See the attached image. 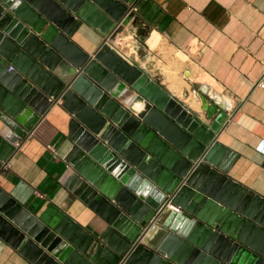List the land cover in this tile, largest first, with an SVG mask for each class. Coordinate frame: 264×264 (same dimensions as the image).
<instances>
[{"label":"water","instance_id":"water-1","mask_svg":"<svg viewBox=\"0 0 264 264\" xmlns=\"http://www.w3.org/2000/svg\"><path fill=\"white\" fill-rule=\"evenodd\" d=\"M134 2L0 0V173L61 102L73 144L64 186L106 223L96 235L0 187V238L32 264H264V197L228 175L226 112L204 104L205 123L111 47ZM82 23L103 37L92 53L71 40Z\"/></svg>","mask_w":264,"mask_h":264},{"label":"crops","instance_id":"crops-1","mask_svg":"<svg viewBox=\"0 0 264 264\" xmlns=\"http://www.w3.org/2000/svg\"><path fill=\"white\" fill-rule=\"evenodd\" d=\"M132 12L111 47L205 123L213 115L205 118L203 113V119L170 91L168 73L176 75L175 84L185 95L190 89L197 92L202 112L204 104L222 107L227 118L217 141L237 153L228 175L264 197V87L258 84L264 82V0H135ZM102 39L85 23L71 36L86 53L96 50ZM170 67L176 68L174 73ZM69 120L61 102L54 104L9 159L0 187L31 212L53 203L97 235L105 221L64 186L72 171L65 160L73 145ZM0 264L32 263L0 238Z\"/></svg>","mask_w":264,"mask_h":264},{"label":"bare ground","instance_id":"bare-ground-1","mask_svg":"<svg viewBox=\"0 0 264 264\" xmlns=\"http://www.w3.org/2000/svg\"><path fill=\"white\" fill-rule=\"evenodd\" d=\"M143 45V44H142ZM29 48L30 49H33L34 48V45H29ZM143 49V48H142ZM144 50V49H143ZM160 50H161V48H160ZM165 51V50H164ZM170 51H172V50H170ZM163 52V51H162ZM166 52H167V50H166ZM169 52V51H168ZM168 52L166 53V54H168ZM170 53V52H169ZM175 52H173V54H174ZM167 56V55H166ZM169 57H170V54H169ZM169 57L167 56V58H168V60H169ZM172 57V56H171ZM137 58V57H136ZM139 58V57H138ZM175 58H177V57H175ZM170 59H173V57L172 58H170ZM179 59V58H178ZM177 60V59H176ZM181 59H179V61H180ZM186 60V59H185ZM167 61V60H166ZM171 61V60H170ZM167 62H169V61H167ZM173 62H175V61H173ZM184 62V61H183ZM186 62H188L187 60H186ZM179 65H180V63H178ZM178 64L176 65V66H178ZM182 64V63H181ZM186 64V63H185ZM190 64V63H189ZM188 64V65H189ZM169 65V64H168ZM171 65H172V62H171ZM183 65V64H182ZM175 65L173 66V67H176ZM193 66V65H192ZM183 68H184V66H182ZM194 67V66H193ZM193 67H191V68H193ZM172 70H173V68L172 67H170ZM170 68H169V70H170ZM195 68V67H194ZM200 69H201V67H199ZM163 69V68H162ZM176 69V68H175ZM174 69V70H175ZM178 69V68H177ZM179 69H181V68H179ZM166 70V69H165ZM173 70V72L172 73H174L175 71ZM184 70V69H183ZM193 70V69H192ZM166 72V71H165ZM164 72V73H165ZM168 72V71H167ZM197 71H195V73H196ZM194 73V72H193ZM194 73V74H195ZM198 73V72H197ZM167 74V73H166ZM179 74V73H178ZM181 74V73H180ZM172 75V74H171ZM176 75L174 74V77H175ZM188 76V75H187ZM191 76H192V74H190L189 75V77H190V79H191ZM194 76V75H193ZM192 76V77H193ZM166 78H165V82H166V86L169 88V90L170 91H172L174 94H176V95H178L183 101H184V103L186 104V105H188V107H190V108H192L195 112H197V113H199L200 114V116L204 119V117H203V112H202V110H201V107H200V99H199V96H198V94H197V92L195 91V90H193V89H190L189 90V92H188V94L187 95H185V93H183V91H182V89L181 88H179L178 86H177V84H175V83H177V82H175V79L177 78H174L173 76H170L169 75V73L165 76ZM180 77H182V76H180ZM179 76H178V78L179 79H181ZM185 80V79H184ZM179 81V80H178ZM181 81V80H180ZM183 81V80H182ZM181 81V82H182ZM188 81V80H187ZM164 82V81H163ZM185 82V81H184ZM186 83V82H185ZM189 83V82H188ZM187 83V84H188ZM203 83V82H202ZM178 84H179V82H178ZM201 84V83H200ZM182 85V84H181ZM185 85V84H184ZM187 86V85H186ZM186 86H183V87H186ZM182 87V86H181ZM188 87V86H187ZM187 89V88H186ZM207 90V89H206ZM210 92V91H209ZM208 94V93H207ZM213 95H215V94H213ZM223 97V96H222ZM224 102H225V105L227 106V108L230 106L229 105V100L227 99V98H224ZM223 103V102H222Z\"/></svg>","mask_w":264,"mask_h":264},{"label":"built area","instance_id":"built-area-1","mask_svg":"<svg viewBox=\"0 0 264 264\" xmlns=\"http://www.w3.org/2000/svg\"><path fill=\"white\" fill-rule=\"evenodd\" d=\"M131 11H132V9H131ZM11 69H12V66L10 65L8 67V70H11ZM258 84H260L262 87H264V82H262L261 80L259 81ZM165 209L166 210H172V211H175V212H179L180 211V207L178 205H176V204L171 203L170 201L166 204V208ZM157 212L161 213L162 212V208L159 207L157 209Z\"/></svg>","mask_w":264,"mask_h":264},{"label":"clouds","instance_id":"clouds-1","mask_svg":"<svg viewBox=\"0 0 264 264\" xmlns=\"http://www.w3.org/2000/svg\"><path fill=\"white\" fill-rule=\"evenodd\" d=\"M20 3H21V0H16V3H15V5H14V7H18L19 5H20ZM138 109H140V108H142L143 106L142 105H137L136 106Z\"/></svg>","mask_w":264,"mask_h":264}]
</instances>
